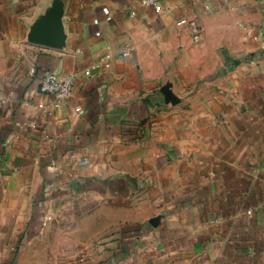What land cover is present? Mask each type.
Segmentation results:
<instances>
[{"label":"crops","instance_id":"0c3cea01","mask_svg":"<svg viewBox=\"0 0 264 264\" xmlns=\"http://www.w3.org/2000/svg\"><path fill=\"white\" fill-rule=\"evenodd\" d=\"M158 4L0 0V264H264V0Z\"/></svg>","mask_w":264,"mask_h":264},{"label":"built area","instance_id":"2783aa9c","mask_svg":"<svg viewBox=\"0 0 264 264\" xmlns=\"http://www.w3.org/2000/svg\"><path fill=\"white\" fill-rule=\"evenodd\" d=\"M145 6L159 9L158 0H142ZM179 25L188 26L195 41H199L203 27L196 17H182L178 20ZM122 56L128 55L126 48L120 50ZM108 65V64H107ZM40 90L43 93L52 94L55 97L56 104L59 105L69 98L74 90V80L70 76L62 77L54 71H47L40 83ZM79 111H81L79 109Z\"/></svg>","mask_w":264,"mask_h":264}]
</instances>
